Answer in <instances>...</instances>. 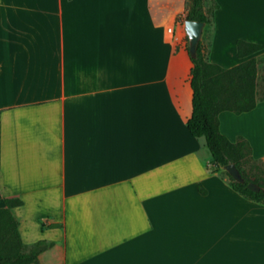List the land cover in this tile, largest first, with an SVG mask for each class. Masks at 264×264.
<instances>
[{
    "label": "crops",
    "instance_id": "0c3cea01",
    "mask_svg": "<svg viewBox=\"0 0 264 264\" xmlns=\"http://www.w3.org/2000/svg\"><path fill=\"white\" fill-rule=\"evenodd\" d=\"M187 7L0 0V208L18 199L20 242H41L28 264H264V203L211 171L185 128L188 73L173 55ZM201 8L208 62L264 64V0ZM236 40L262 48L237 58ZM216 118L264 157V100Z\"/></svg>",
    "mask_w": 264,
    "mask_h": 264
},
{
    "label": "trees",
    "instance_id": "16d2710c",
    "mask_svg": "<svg viewBox=\"0 0 264 264\" xmlns=\"http://www.w3.org/2000/svg\"><path fill=\"white\" fill-rule=\"evenodd\" d=\"M202 0H188L184 19L208 23L202 11ZM210 8H215L212 3ZM186 41V37H184ZM261 45L235 41V56L243 58L260 50ZM187 52V46H185ZM188 54V53H187ZM188 86L190 90V114L185 120V128L195 138H202L210 156L211 171L220 169L221 165L232 163L243 182L233 181L223 171L230 188L253 202L264 203V177L260 182L255 178L248 179L244 175L243 164L250 157L247 142L241 137L234 141L227 140L217 128V114L229 111L239 114L252 109L257 101L264 100V93L258 94L255 89V65L253 57L237 63L229 68H222L204 60L198 41L194 57L188 55ZM247 182L258 186L257 191L248 190ZM0 208V264H28L41 249L37 241L29 246L23 245L16 230L17 222L10 214L9 208L19 205L14 198L3 200Z\"/></svg>",
    "mask_w": 264,
    "mask_h": 264
},
{
    "label": "rangeland",
    "instance_id": "374dc122",
    "mask_svg": "<svg viewBox=\"0 0 264 264\" xmlns=\"http://www.w3.org/2000/svg\"><path fill=\"white\" fill-rule=\"evenodd\" d=\"M209 5V9H210ZM208 35L205 33L202 40H198L200 41V49H201V53L203 55L204 60H208L207 57V46H208ZM177 44H179L177 42ZM179 51L173 55L177 56L179 53L180 55H182V58L184 59V63L187 69V73H188V69L190 67V63L188 60V54L186 51H180V49H178ZM175 59V57H174ZM182 70V68H181ZM186 83L188 84L187 81V76H186ZM255 89L256 92L258 94H262L264 93V64H262L260 67H258L257 70H255ZM243 170H244V175L246 178L248 179H252L255 178L256 181L260 182V178L264 177V157L262 159H257V160H253L251 157H248L246 162L243 164ZM219 171H221V173L223 174V171L221 170V168L219 169Z\"/></svg>",
    "mask_w": 264,
    "mask_h": 264
},
{
    "label": "water",
    "instance_id": "95a60500",
    "mask_svg": "<svg viewBox=\"0 0 264 264\" xmlns=\"http://www.w3.org/2000/svg\"><path fill=\"white\" fill-rule=\"evenodd\" d=\"M203 27V23L199 21L187 20L183 19L182 21V29L184 35L186 37L187 42V53L190 57H194L195 49L200 37L201 29ZM220 168L225 171V173L235 182L242 183L243 180L240 177L238 171L233 166L232 163H227L221 165ZM245 187L251 191H257L258 186L252 182H247Z\"/></svg>",
    "mask_w": 264,
    "mask_h": 264
}]
</instances>
